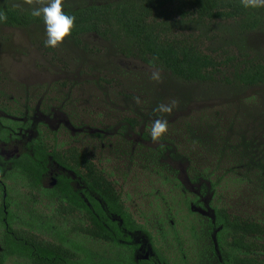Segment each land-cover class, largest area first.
Here are the masks:
<instances>
[{"label":"rangeland","instance_id":"374dc122","mask_svg":"<svg viewBox=\"0 0 264 264\" xmlns=\"http://www.w3.org/2000/svg\"><path fill=\"white\" fill-rule=\"evenodd\" d=\"M92 1L104 0H63V8ZM214 34L201 32L203 47L221 62L219 69L212 80L189 83L110 53L95 35L78 41L67 36L53 49L43 46V23L0 24V109L31 117L34 128L23 138L37 134L50 149L85 153L113 183L132 218L155 237L154 250L177 264H217L208 225L213 208L264 221V163L250 162L264 161V85L243 87L233 76L241 58L264 59V27L238 42L242 51L230 46L223 52ZM228 54L232 60H226ZM154 71L158 81L151 79ZM160 103L174 104L172 113H153ZM158 116L168 120V130L152 141ZM16 145L5 142L0 149L12 154ZM49 165L45 185L59 172ZM15 195V221L40 237L52 242L67 237L84 243L92 255L116 250L66 233L76 216L59 214L58 198L39 199L27 189ZM186 197L198 199L190 201L193 213L182 203ZM6 264L28 262L10 257Z\"/></svg>","mask_w":264,"mask_h":264},{"label":"trees","instance_id":"16d2710c","mask_svg":"<svg viewBox=\"0 0 264 264\" xmlns=\"http://www.w3.org/2000/svg\"><path fill=\"white\" fill-rule=\"evenodd\" d=\"M32 7L37 6L26 0H0V14L7 17L0 24L13 28L41 24L39 19L28 15ZM63 10L76 17L68 36L73 41L95 35L108 44L110 53L138 60L161 70L173 80L189 83L212 80L213 73L221 65L203 47L201 32H215L213 39L221 45L223 52L230 46L242 51L238 42L243 43L249 33L264 27V8L245 9L240 0H104ZM232 59L228 54L226 60ZM233 76L243 87L264 85V59L259 60L256 56L241 58L240 66L233 68ZM0 111L13 117L16 115L9 110ZM8 115L5 118L0 116V141L13 143L18 140L19 153L7 160L0 158V178L12 180L18 175L25 187L38 188L47 175L50 157L60 167L55 175V185L47 189L50 194L60 196L57 212H81L82 218L73 220L75 225L70 230L78 232L83 229L87 238L103 240L119 248L130 246V238L124 231L131 229L132 225L134 229L139 226L130 217L113 183L94 162L73 148L67 153L57 149L48 152L41 137L23 138L25 130L31 128L30 119L23 115L17 120ZM250 162L254 165L264 163L252 158ZM68 171L78 178V189L73 187ZM79 191L84 193L85 199ZM9 198L7 191V206ZM190 201L198 203V199H182L186 211L193 213ZM1 207L0 264H6L11 256H21L28 264H177L175 261L167 262L166 256L154 250L156 239L151 233L149 242L154 257L140 260L132 256L120 258L116 254L113 258L103 256L95 261L89 252L85 256L80 255L84 248L77 242L52 243L36 235L29 225L15 228L13 211L7 208V215H4ZM214 210L215 224L211 221L208 224L211 228L220 226L215 231V246L211 245L217 264H264V221L236 215L225 207ZM2 218H5L7 226ZM61 240H65L64 236Z\"/></svg>","mask_w":264,"mask_h":264},{"label":"flooded vegetation","instance_id":"af4514ba","mask_svg":"<svg viewBox=\"0 0 264 264\" xmlns=\"http://www.w3.org/2000/svg\"><path fill=\"white\" fill-rule=\"evenodd\" d=\"M11 112H13V111H11ZM7 115L8 114H5L4 112L0 111V116H3V118L7 117ZM8 116H10V118H13V119H17L18 120V115H15V117H13L11 115H8ZM25 117L28 118V119H30L29 122L31 123V128H28V129L25 130V132L27 133L28 130L34 128V126H33L34 125V122L32 121L31 117H27V116H25ZM25 117H21V118L23 119ZM37 131H39L38 128H37ZM34 136L37 137V134L34 135ZM39 137H41V136H39ZM14 141L18 145V140H14ZM1 143H5V141H0V144ZM44 143L46 144L45 141H44ZM17 145H16V148L17 149L16 150L13 149L12 154H9L8 152H6L4 150V148H1L0 149V158H3L4 160H7V159H9V158H11L13 156H16L17 157L18 156V153H17L18 146ZM46 146H48V144H46ZM52 150L53 149L48 148V152H52ZM15 152L17 154L13 155V153H15ZM48 160H49V162H48V172H49V166H50L49 164L50 163L53 164V165H55L58 168V170H60V167L55 163V161H53L50 157L48 158ZM48 172H47V175H48ZM67 174L69 176H71V178H72L71 183H72L73 187L75 189H78V187H79L78 178L71 171H68ZM47 175L44 177L43 182L41 183L40 187H38V188H29V186L28 187H25L21 183L20 179H18V175H16L12 180H10L9 178L6 179L5 177L2 178V179L0 178V186H1V190H2V200H0V205L2 206L1 208L3 210L4 215H7V208L10 210L14 206L13 205L14 204V200L12 201V198H11L12 195L16 194L15 196L18 198V193L20 191L24 190V189H27L30 192H35L37 194V196L39 197V199H44V198H46V199H52V198H55L56 197V198H58L60 200V196L58 194H54V193L50 194L49 192H47V189H49L50 187L54 186L55 183H56L55 176H54V180L53 181H50L49 182V185H45ZM7 183H9L10 186H7ZM31 189H33V190H31ZM7 191L9 193V195H10V198H9V201H8L9 206H7L6 203H5V198H6ZM79 195L83 199H85V195H84V193L82 191H79ZM226 210H227V208H226ZM214 211L215 210L213 208L211 210L212 217L211 218H208V222L211 221L212 223L215 224L216 217H215ZM67 213L70 216L71 215L76 216V219L75 220H78L79 218H82V216L80 214L81 212L78 211V210H76L73 214H71L70 211L68 210ZM130 217L132 218L131 215H130ZM132 219H134V218H132ZM2 220H3L4 224H5V226H7V223L5 221V218H2ZM21 221L22 220H20L18 222L17 221H14L13 226L15 228H21V227H23L22 224H21L22 223ZM69 221L70 222H73L72 220H69ZM134 223H135L136 226H139L140 229L139 228L138 229H134V227L132 225L131 229H129V230L127 229L126 231H124L125 234H126V236H128L130 238L129 243L132 246H134V247H132L131 245L130 246L128 245V247L119 248V247H116L114 245H111V246H113V247L116 248L115 251H113L111 253L107 252L108 254H106L105 256L102 255V254H100V255H92V256H94L93 259L95 261H99L100 258L103 257V256L104 257H109V258L112 257L113 258L114 256H116V254L120 258H122L124 256H130V257L132 256L133 259H140V260H147V259L150 258V256L154 257L155 254H154L153 248L151 250V247L152 246H151V244L149 242V232L145 229L146 227L143 224L137 223L136 221ZM82 228H84V227H82ZM217 228H220V226H217V227L216 226H213V228H211L210 225H209V229L212 230V232H214V236H215V231L217 230ZM70 229H71V227L68 228L65 232L66 233H69V234L70 233H78V234H81L82 236L88 237L86 235V233H85V230H83V229H80V231H78V232H76V231L73 232ZM2 231H3V228H2ZM34 233H36V235L39 236V234L37 232L34 231ZM0 234H1V232H0ZM212 235H213V233H212ZM214 239L215 238H213V240H212L213 246H215L214 245V243H215ZM69 241H70V239L66 237V239L64 241H62L60 239V240L55 241V242H52V241H50V242H52V243L66 242L67 243ZM100 242H103V240H100ZM123 242H125V241H123ZM104 243L105 244H109L107 242H104ZM127 243H128V241H127ZM78 244L84 248V252H81L80 255H84L85 256L87 252H89L90 254H92L90 252V250H88L87 246L84 243H78ZM0 250H1V246H0ZM11 257H14V256H11ZM19 258H21V256ZM155 260H157V258Z\"/></svg>","mask_w":264,"mask_h":264},{"label":"clouds","instance_id":"9594fccd","mask_svg":"<svg viewBox=\"0 0 264 264\" xmlns=\"http://www.w3.org/2000/svg\"><path fill=\"white\" fill-rule=\"evenodd\" d=\"M31 4L32 0H26ZM240 4L245 9L264 8V0H240ZM30 18L39 19L44 25L46 38L43 40L45 48H56L69 36L75 25L76 17L67 14L63 10V0H42L39 7H32L28 11ZM6 16L0 14V23L5 22ZM151 79L159 80V71L151 74ZM174 104H158L153 113L171 114ZM168 130V120L159 116L153 120L150 129V138L152 141H158Z\"/></svg>","mask_w":264,"mask_h":264}]
</instances>
